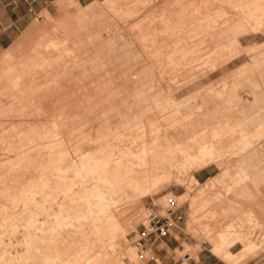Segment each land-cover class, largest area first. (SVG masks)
Here are the masks:
<instances>
[{"label":"rangeland","instance_id":"rangeland-1","mask_svg":"<svg viewBox=\"0 0 264 264\" xmlns=\"http://www.w3.org/2000/svg\"><path fill=\"white\" fill-rule=\"evenodd\" d=\"M76 2V6H79L77 14H83L81 20L74 17V5H66L63 11L57 0H38L32 5L30 12L21 0H0V109L22 100L29 86L39 82L38 77L35 76L31 78L32 85L9 83L8 74L4 69L11 63V59L34 52L29 59L34 60L37 59L36 51L49 52V71L54 70L55 67L61 70L63 66L71 65L81 54L89 58L95 54L94 47H97L99 57L97 61L103 64L102 78L108 80L105 71L109 70V66L115 67L117 80L116 84L111 86H118L119 97L131 94L137 97L158 93L165 96L170 94L175 97L176 102L181 100L186 101L187 104L192 102L189 108L194 109V94H203L209 85H213L220 93L219 98H216L218 105L215 108L214 124L209 127L197 125L196 129L201 130L196 137L198 139L200 134H203L206 137V144L213 142L214 147L228 145L234 154L218 167L212 163L198 170L172 169L168 182H164L161 187L146 196L137 197L135 210L125 193L117 190L105 191L109 198L115 199L106 212L107 242H114L116 237L123 235L128 241L127 245L120 246L117 253L109 257L103 255L104 247L96 245L95 250L99 254L91 251L86 254L85 259H81L84 253L77 238L69 237L65 244L71 247L72 252L80 255L75 264H85L92 257H95L96 264H112L113 261L117 264H224L221 255L225 252L239 255L244 243L238 240L233 242V236L229 237L231 243L219 251L218 256L215 254L217 251L215 245L205 236L206 230L215 232L227 221L242 218L248 213L249 202L253 205L255 201L261 202L264 199V83H259L258 90L252 92L254 83L251 82L259 79L264 81V35L246 36V31L243 32V29L259 25V18L264 13V3L260 8L255 9L252 6L254 10L251 12L255 19L237 14L238 17L230 22L229 27L222 28L224 30L217 35L214 42L203 41L197 44L192 42V33H187V29L193 31L195 26H200L211 19H218L217 17L221 15L220 6L224 5V2L219 3L218 0H76ZM235 4L237 2L227 7L232 13L236 8ZM200 16L202 18L198 19ZM189 17L194 18L189 19ZM63 25L69 26L67 35L73 38V43L60 36ZM50 32L54 33L56 39L61 42H47L46 38L52 37ZM178 39L181 42L178 41L177 44L174 41ZM180 46L193 47L196 50L193 54L213 51L230 54L233 57L223 62L224 66L217 71L202 74L195 81L179 80L178 82L183 84H179L181 86L177 89L171 86L170 92L164 85L154 86L150 91L139 84L133 90L126 89L142 66H148L147 76L157 72L160 76L159 82H167L168 78L176 73L175 70L167 72L168 59L178 58L176 70L185 65L181 57L184 52L179 49L171 50L172 47ZM168 49L171 51L169 52ZM216 59L217 57L213 55L208 60L216 61ZM81 65L82 63H79V68H82ZM239 73L242 75L241 79L236 80L234 76ZM226 76H228V88L232 90L231 94L221 91L222 79ZM233 82L235 83L232 84ZM124 88L126 90L122 91L121 89ZM226 107L228 110L225 109ZM140 111L144 112L145 109L142 107ZM8 114L12 116L19 112ZM225 114L229 117L230 136L225 142L217 143L216 137L211 136L210 129L212 127L219 134L225 135L217 122L219 119L222 120ZM148 116L150 119L154 117V115ZM156 125L152 124V126ZM237 126L244 129L239 132L241 134L233 131ZM186 130L187 127L182 130V147L188 149L189 145L191 150L200 151L199 140L194 145L191 140L186 142V135H193V131L186 132ZM100 141L102 140H94L91 145L102 146L103 142ZM66 145L61 143L53 151L57 154L60 149H65ZM72 145L73 154L79 152V144ZM37 146L43 156L49 154L50 150L44 147L42 139L37 142ZM167 146H169L168 142L163 143L162 147L166 149ZM4 148L7 151L9 149L6 146ZM59 166L55 165V168ZM55 173L57 175L53 178L58 177L63 183L69 181L67 174L60 173L59 170H55ZM242 174H246L249 179L237 186V196H229L222 203L216 201L217 191L223 193L225 187L236 182ZM190 177L197 179L199 184L192 182ZM209 179H215V185L201 191L200 184H204ZM100 188L105 190L102 186ZM200 200L203 202L200 203ZM256 205L258 202H255L252 208ZM151 207L159 216H164L166 209L169 208L168 234L166 238L157 239L155 242H153L154 236L149 235L141 240L140 246H136V241L141 237L145 225L147 209ZM140 209H142V217L138 219ZM238 222L234 220V223ZM256 222L253 228L248 226L241 228L243 231L251 229V243L255 248L236 264H264V258H261L264 257V217ZM199 225H203V229ZM212 235L210 234V237ZM234 250L240 251L234 254L231 252ZM250 256L257 258L247 259Z\"/></svg>","mask_w":264,"mask_h":264},{"label":"bare ground","instance_id":"bare-ground-1","mask_svg":"<svg viewBox=\"0 0 264 264\" xmlns=\"http://www.w3.org/2000/svg\"><path fill=\"white\" fill-rule=\"evenodd\" d=\"M75 1L57 0L63 11H65L66 5H74V17L81 20L83 14H77L79 6H76L77 2L75 3ZM240 1L242 3H239ZM218 2H224V5L220 6L221 15L217 17L218 19H211L200 26H195L193 31L187 29V33H192L193 43L214 42L217 35L224 30L222 28L229 27L230 22L238 17L237 14H244L255 19L251 11L254 10L253 7L256 9L258 6L252 5L247 0H218ZM236 2V8L232 13L227 7ZM263 14L259 18L257 27L250 26L249 29L242 31H246V33L249 31L264 32ZM68 31L69 26L63 25L59 34L63 36L62 39L73 43V38L67 35ZM50 34L52 37L46 38L47 42H61L56 39L54 33L50 32ZM178 41L181 42L180 39L174 42ZM175 49L184 52L181 57L184 59L185 65L176 70L178 58L172 57L167 60V72L176 71L168 78L169 82L160 83L158 80L160 76L157 72L147 76L148 66H142L140 72L137 76H133L131 84L126 89L133 90L139 84L150 91L154 86L164 85L169 88L170 92L173 86L174 89H177L181 86L179 84H183L178 82L179 80L195 81L202 74L217 71L224 66L223 62L233 57L230 54L213 51L193 54L196 52L193 47H172L171 50ZM94 51L95 54L89 58L85 54L77 56L71 65L67 64L61 70L55 67L54 70L49 71L50 54L39 51L35 52L37 59L29 60L34 52L26 53L17 59H11V63L6 65L4 72L8 74L9 83L32 85L33 79L31 78H35V76L38 77L37 81L39 80V82L29 86L26 96L22 100L0 109V178L10 176L13 179L11 189L1 192L0 198L5 201H21L24 204L22 210L28 211V213L21 211L14 215L8 229H0V237L9 231L10 234L14 233L16 224L22 221L25 215L34 213L29 212L28 204L34 206L35 210H41L56 202L57 196L54 193L57 184L45 179L47 176L45 173L53 172L55 165L58 162L66 161V158L69 164H58L60 165L58 170L69 176V185L91 183L92 188L88 195L83 192L79 196V201L88 206L86 213L72 216L58 215L54 221V227L57 229L74 227L87 218L91 220V224L95 220L97 221L98 216L106 213L115 202L108 197L105 191L117 190L120 193H125L126 198L133 196L135 210L134 196H146L161 187L164 182L170 180L172 169L198 170L212 163L218 167L222 166L234 154L228 145L214 147L213 142L206 144V137L203 134H200L198 139L196 137L201 130L196 129L197 125L209 127L214 124L215 108L218 105L216 98H219L220 93L213 85H209L203 94H194V109L189 108L192 102L190 104L183 100L176 102L175 97L170 94L165 96L158 93L152 96L137 97L130 93L131 95L119 97L117 96L118 86H111V84H116L117 80L115 67L110 68L109 66V70L105 71L108 80L102 78L103 64L97 61L99 59L97 47H94ZM213 55L217 57L216 61L208 60ZM79 63H82V68H79ZM68 66L70 69L67 70ZM241 76L239 73L234 77L236 80H240ZM227 78L228 76L222 79L221 91L231 94L232 90L228 88ZM258 87V83L254 84L252 92L257 91ZM126 89L121 90L125 91ZM142 107L145 109V113L140 111ZM12 112H19V114L8 116V113ZM148 115H154V117L150 119ZM225 115L222 120L217 121L220 129L226 133L225 135L219 134L212 127L210 129L211 136L216 137L217 143L225 142L230 136L229 117L227 114ZM152 120L154 121L152 122ZM152 124L157 125L152 126ZM186 127V132L193 131V135H186V142L191 140L194 145L199 140L200 151L191 150L189 145L188 149L182 147V130ZM243 130L240 126L233 129V131H238L236 132L238 134H241L239 132ZM93 134L94 136H92ZM41 139L44 141V147L50 150L47 156H43L38 149L37 142ZM97 139L102 140L100 141L103 142L102 146L91 145ZM167 142L169 146L165 149L162 146ZM61 143L67 144L66 148L60 149L55 154L53 150ZM72 144H79V152L73 154ZM5 146L9 148L8 151L4 148ZM39 172H43L44 176L42 177L43 183L40 187L38 186L37 191H33L26 197L13 195L17 191L21 179ZM246 179L249 177L242 174L236 182L227 185L223 193L217 191L216 201L222 203L229 196L236 197L237 186ZM190 180L199 184L194 177ZM100 185L105 190H102ZM214 185L215 179H209L204 184H200L199 189L202 191ZM201 202L203 201L200 200ZM255 202H258V205L252 208ZM255 202L253 205L249 202L248 213L244 214L242 218H234L231 222L227 221L221 229H216L215 232L206 230L205 237L215 245L217 256L219 251L231 243V239L229 240L231 236H233V242L238 240L244 243L239 255H232L230 252L221 255L224 264H236L239 259L255 248L251 243V229L250 231L241 230L244 226L253 228L257 224L256 221L264 217V199L261 202ZM141 217L142 209L139 210L138 219ZM234 220L239 222L234 223ZM28 227L32 233H25L30 238H36V234L45 228L54 229L52 225H47L45 221H38L34 217L28 221ZM199 227L202 228L203 225H199ZM210 234L213 235L210 237ZM120 240L125 242L126 237L121 235Z\"/></svg>","mask_w":264,"mask_h":264},{"label":"crops","instance_id":"crops-1","mask_svg":"<svg viewBox=\"0 0 264 264\" xmlns=\"http://www.w3.org/2000/svg\"><path fill=\"white\" fill-rule=\"evenodd\" d=\"M37 1L34 4H36ZM21 2L29 12L32 10V7L30 10V7L23 0H21ZM247 2H250L254 6L257 5L260 8L264 0H247ZM193 18L194 17H189V19ZM201 18L202 16L198 17V19ZM256 34L264 35V32L259 31L254 33L249 31L246 33V36ZM259 52L261 53V51ZM251 82L254 84L264 83V81L260 79L259 81ZM58 164H69V161H67L66 158V161L58 162L56 165ZM59 167L53 168V172L45 173L47 175L45 179L57 184L54 193L57 196L56 202L51 204L50 207H45L41 210H35L34 206L28 204L27 208L29 212L34 213L32 215H25L24 219L16 224L17 226L14 233L10 234L9 231L0 237V264H75L80 255L77 252H72L71 247L65 244L66 239L69 237L77 238L81 247L80 249L84 253V255L80 257L81 259H85L86 254L91 251H95L96 254H99V252L95 250L96 245L105 248L103 255L106 257L115 255L120 246L127 245L128 241L122 242L120 240L121 237H116L114 242H107V213L99 215L98 220H95L93 224H91V220L87 218L74 227H62L60 229L54 227V221L58 215L72 216L86 213L88 206L86 203L79 201V196L82 195L83 192L85 195H88L92 188L91 183L69 185L70 182L68 181L63 184L58 177L53 178L57 175V173L54 174V171L58 170ZM43 174V172H39L36 175H29L25 179H21L16 189L17 191L13 193V195L17 197H26L32 194L33 191H37L39 189L38 186L40 187L43 183ZM12 180L10 176H6V178L3 179L0 178V193L11 189ZM134 197L137 201V196L135 195ZM132 198L133 196L130 198L131 205L133 204ZM111 200L115 199L112 198ZM23 208L24 204L21 201L12 202L11 200L5 201L0 198V229H8L12 217L17 213L21 211L28 213L26 209L22 210ZM32 217L36 218L38 221H45L47 225H52L54 229L50 230V228H45L43 231L36 234V238L28 237L25 232L32 233L31 229L28 227V221ZM163 238L166 237H154L153 242ZM239 251L235 252L234 250L231 252L235 254ZM254 258L257 257L250 256L247 259ZM261 258L263 259L264 257ZM95 262V257H92L85 264H96ZM112 264L117 263L113 261Z\"/></svg>","mask_w":264,"mask_h":264},{"label":"built area","instance_id":"built-area-1","mask_svg":"<svg viewBox=\"0 0 264 264\" xmlns=\"http://www.w3.org/2000/svg\"><path fill=\"white\" fill-rule=\"evenodd\" d=\"M23 1L30 7L31 10L32 5L37 0ZM168 212L169 208L166 209V214L164 216H159L152 207L148 209L147 220L145 222V225L143 226L141 237H139V239L136 241V245L140 246L141 240L149 235H153L155 238L167 236L170 227V213Z\"/></svg>","mask_w":264,"mask_h":264}]
</instances>
